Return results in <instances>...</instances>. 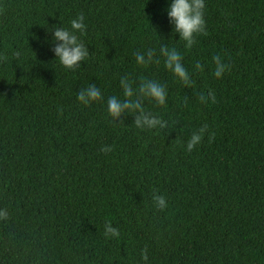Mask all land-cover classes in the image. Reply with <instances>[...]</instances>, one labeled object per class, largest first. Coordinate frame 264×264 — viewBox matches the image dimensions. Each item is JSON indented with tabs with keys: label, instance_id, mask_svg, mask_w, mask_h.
<instances>
[{
	"label": "trees",
	"instance_id": "16d2710c",
	"mask_svg": "<svg viewBox=\"0 0 264 264\" xmlns=\"http://www.w3.org/2000/svg\"><path fill=\"white\" fill-rule=\"evenodd\" d=\"M168 6L0 0V264H264V0H206L191 48ZM78 15L90 56L67 69L51 30ZM163 46L181 53L191 86L165 67ZM149 49L153 62L137 65ZM215 56L229 65L219 79ZM122 77L137 93L145 80L166 86V106L134 97L165 128L110 117ZM92 84L103 100L84 105L78 93ZM209 90L215 101L202 103ZM107 223L119 237H105Z\"/></svg>",
	"mask_w": 264,
	"mask_h": 264
},
{
	"label": "clouds",
	"instance_id": "9594fccd",
	"mask_svg": "<svg viewBox=\"0 0 264 264\" xmlns=\"http://www.w3.org/2000/svg\"><path fill=\"white\" fill-rule=\"evenodd\" d=\"M206 0H169L167 15L170 23L173 25L174 33L179 34V40L185 42L186 48H191L195 43L197 34L205 33L207 29L205 20ZM87 29L85 17L78 15L72 19L71 27L63 26L54 27L51 30L54 46L52 51L59 63L67 69H75L80 66L81 62L90 56L88 46L80 39ZM78 33L80 35H78ZM160 54L165 58V67L169 69L175 77L179 79L185 86H191L193 80L190 72L185 68L182 60L183 57L176 48H168L163 46L160 48ZM17 57L20 53L15 54ZM155 53L149 49L146 53L137 52L135 60L139 66H147L152 63ZM215 63L214 75L217 79L222 78L228 70L229 65L222 61L219 56L213 57ZM197 69L202 70V65L197 63ZM120 85L123 90L125 99H120L117 96H111L107 100V111L114 120H120L125 114L135 116V126L141 130L163 129L167 122L162 117L152 114L145 110L142 104V99L148 98L154 101L157 105L166 106L168 90L165 85L155 80H145L139 87L138 93L132 87V82L127 77H122ZM140 98H134L137 97ZM79 102L84 105H89L95 101L103 100V94L95 84H92L82 89L77 96ZM200 100L206 103L209 100L215 101V93L211 90L208 93L201 94ZM207 132V126L192 132L186 143V151L192 152L202 141ZM102 151L105 153L113 151L112 146H104ZM154 204L161 211L168 207L167 200L163 195L153 196ZM7 210L0 209V219H7ZM106 238L119 237V230L107 223L104 228ZM143 260H148V255L145 252Z\"/></svg>",
	"mask_w": 264,
	"mask_h": 264
}]
</instances>
